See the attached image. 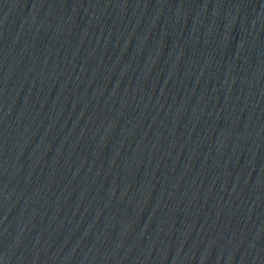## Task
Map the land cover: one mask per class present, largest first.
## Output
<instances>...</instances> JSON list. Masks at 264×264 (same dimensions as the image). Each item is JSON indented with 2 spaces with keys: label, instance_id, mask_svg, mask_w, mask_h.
Masks as SVG:
<instances>
[{
  "label": "water",
  "instance_id": "1",
  "mask_svg": "<svg viewBox=\"0 0 264 264\" xmlns=\"http://www.w3.org/2000/svg\"><path fill=\"white\" fill-rule=\"evenodd\" d=\"M0 264H264V0H0Z\"/></svg>",
  "mask_w": 264,
  "mask_h": 264
}]
</instances>
